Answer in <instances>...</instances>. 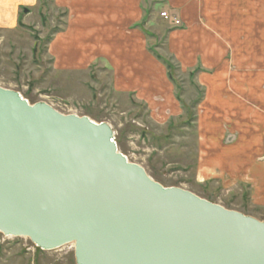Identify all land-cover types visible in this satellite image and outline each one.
Segmentation results:
<instances>
[{
	"label": "water",
	"instance_id": "1",
	"mask_svg": "<svg viewBox=\"0 0 264 264\" xmlns=\"http://www.w3.org/2000/svg\"><path fill=\"white\" fill-rule=\"evenodd\" d=\"M0 233L76 264H264V221L164 187L106 122L0 87Z\"/></svg>",
	"mask_w": 264,
	"mask_h": 264
},
{
	"label": "rangeland",
	"instance_id": "2",
	"mask_svg": "<svg viewBox=\"0 0 264 264\" xmlns=\"http://www.w3.org/2000/svg\"><path fill=\"white\" fill-rule=\"evenodd\" d=\"M66 17L47 0L31 14L20 8L18 14L1 15L0 87L17 91L29 103L46 102L61 113L106 122L118 150L154 181L264 221V206L250 202L248 186L235 182L234 174L208 180L196 174L199 135L205 132L217 136V141L224 131L239 133L236 141L224 145L227 148L217 150L223 156L246 161L260 154L264 117V81L257 80L260 71L251 73L244 65L231 67L236 81L200 83L197 77L205 71H188L168 56L165 25L180 23L171 25L163 19L165 25L155 29L149 40L157 46L168 79L165 76L162 82L153 77L139 97L118 90L121 84L110 82L111 71L101 64L77 67V53L83 57L90 52H71L69 38L61 44L62 57L56 56L55 35L65 30ZM159 17L164 18L160 13ZM257 67L260 70V64ZM220 124L222 130H218ZM0 264H76L74 246L42 250L28 238L0 233Z\"/></svg>",
	"mask_w": 264,
	"mask_h": 264
},
{
	"label": "crops",
	"instance_id": "3",
	"mask_svg": "<svg viewBox=\"0 0 264 264\" xmlns=\"http://www.w3.org/2000/svg\"><path fill=\"white\" fill-rule=\"evenodd\" d=\"M47 1L67 14L65 30L55 35L56 56L59 54L62 57L61 44L69 38L71 52H90L86 54L88 57L77 53V67H90L97 63L105 69L109 68L110 82L121 84L118 90L132 92L137 96L145 84L149 86L153 77L165 81L166 65L160 61L157 46H153L149 40L154 38L155 29L165 25L163 19L171 25L174 19L180 23L177 27L165 25L168 27L165 39L168 56L180 67L191 69L188 71H205L197 77L200 83L207 79L209 83L236 81L231 67L243 65L251 73L260 71L257 80L264 81V0ZM44 2L0 0V20L2 14H18L20 8H23L24 14H31L34 7L41 10ZM160 12L167 13L168 18L161 19ZM259 64L260 70L254 68ZM204 89L207 91L209 88L206 86ZM222 129L220 124L218 130ZM239 136V133L224 131L217 141L215 135L206 132L203 136L200 134L196 174L200 180L213 179L219 175L220 178L228 175L231 177L234 174L235 182L248 186L250 202L262 207L264 117L260 154L246 161L221 155L222 149L227 148L224 145L236 141ZM206 139L211 142L204 144ZM219 149L220 152H217Z\"/></svg>",
	"mask_w": 264,
	"mask_h": 264
},
{
	"label": "built area",
	"instance_id": "4",
	"mask_svg": "<svg viewBox=\"0 0 264 264\" xmlns=\"http://www.w3.org/2000/svg\"><path fill=\"white\" fill-rule=\"evenodd\" d=\"M160 15H161L162 17H164V18H168L167 13H165V12H160ZM173 21H174L176 24H179V21H178V20L174 19Z\"/></svg>",
	"mask_w": 264,
	"mask_h": 264
},
{
	"label": "trees",
	"instance_id": "5",
	"mask_svg": "<svg viewBox=\"0 0 264 264\" xmlns=\"http://www.w3.org/2000/svg\"><path fill=\"white\" fill-rule=\"evenodd\" d=\"M167 67L169 68V65H167ZM170 78V77H169Z\"/></svg>",
	"mask_w": 264,
	"mask_h": 264
}]
</instances>
